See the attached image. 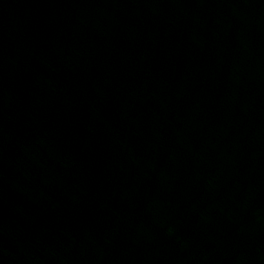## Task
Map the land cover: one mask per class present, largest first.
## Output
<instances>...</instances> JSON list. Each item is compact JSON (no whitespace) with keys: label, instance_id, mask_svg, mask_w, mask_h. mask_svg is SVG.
<instances>
[{"label":"water","instance_id":"water-1","mask_svg":"<svg viewBox=\"0 0 264 264\" xmlns=\"http://www.w3.org/2000/svg\"><path fill=\"white\" fill-rule=\"evenodd\" d=\"M0 264H264V0H0Z\"/></svg>","mask_w":264,"mask_h":264}]
</instances>
